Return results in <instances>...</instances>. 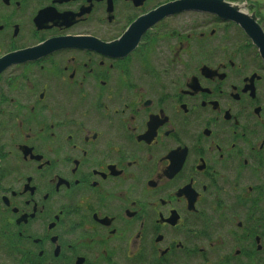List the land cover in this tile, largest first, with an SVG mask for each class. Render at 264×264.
Masks as SVG:
<instances>
[{"label": "flooded vegetation", "instance_id": "obj_1", "mask_svg": "<svg viewBox=\"0 0 264 264\" xmlns=\"http://www.w3.org/2000/svg\"><path fill=\"white\" fill-rule=\"evenodd\" d=\"M0 264H264V0H0Z\"/></svg>", "mask_w": 264, "mask_h": 264}]
</instances>
